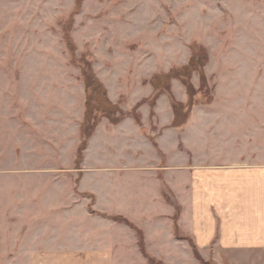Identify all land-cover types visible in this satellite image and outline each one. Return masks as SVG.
<instances>
[{"label":"rangeland","instance_id":"rangeland-1","mask_svg":"<svg viewBox=\"0 0 264 264\" xmlns=\"http://www.w3.org/2000/svg\"><path fill=\"white\" fill-rule=\"evenodd\" d=\"M67 31L73 51L64 38ZM196 52L203 53V68L181 73L189 93L181 80L165 78L181 71ZM84 59L115 106L110 122L126 116L138 122L139 107L151 109L164 95L171 108L177 104L174 124L181 127L192 110L198 125L213 117L222 128L239 126L243 118L244 130L233 134L243 133L244 146L234 141L219 147L220 154L264 158V0H0V203L8 223L18 202L42 199L46 188L68 181L45 178V171L79 167V147L73 163L68 147L77 129L82 141ZM108 87H116L113 102ZM180 92L184 103L175 98ZM92 106L96 126L107 118V104L98 93ZM152 118L146 121L150 132ZM252 140L254 146L246 145ZM189 244L194 264L222 261L201 258ZM27 262L0 259V264Z\"/></svg>","mask_w":264,"mask_h":264},{"label":"crops","instance_id":"crops-1","mask_svg":"<svg viewBox=\"0 0 264 264\" xmlns=\"http://www.w3.org/2000/svg\"><path fill=\"white\" fill-rule=\"evenodd\" d=\"M115 88L108 87L112 102ZM184 95L175 93V98L184 103ZM192 111L185 125L174 124L177 110L162 95L151 109L139 107L138 122L131 116L118 123L101 119L77 169L44 172L45 178L68 180L65 184L46 188L42 199L18 202L11 223L0 203V259L27 264H152L149 259L184 264L192 259L194 264L191 242L206 260L264 264V158L220 154L219 147L234 141L244 146L243 133L233 134L244 130L243 118L239 126L222 128L213 117L198 125L200 117ZM149 115L153 132L146 129ZM80 144L77 129L68 147L72 163Z\"/></svg>","mask_w":264,"mask_h":264},{"label":"trees","instance_id":"trees-1","mask_svg":"<svg viewBox=\"0 0 264 264\" xmlns=\"http://www.w3.org/2000/svg\"><path fill=\"white\" fill-rule=\"evenodd\" d=\"M64 38H65V41L67 42V44L69 45V47L71 48V50L73 51L71 40L68 37V31L65 33ZM82 62H83V64L81 66V73H82V77H83L82 79L84 82L86 101H85V116H84V120H83L82 125H81L82 141H81V144H80L79 150H78V160H80L82 158V152L84 151V149L87 145V140L90 137L91 131L95 126L94 109L92 106V102L94 103V101H95V96H97L99 93V96L102 97L105 101V104H107V108H105L106 111L103 114V115H105V117H107V118L113 117L114 116L113 113L116 110L115 106L112 107L111 103L107 100L105 89L93 77V75L91 73V64L89 62H87L85 59H84V61L82 60ZM197 66L202 67V68L204 66L203 53L202 52H196L192 56V58L190 59L189 63L184 68H182L181 71L173 72L170 75H168L167 78H165V79L166 80L167 79L181 80L184 83V85L186 86L187 91L190 93L192 91L190 83H188L186 79L181 78L182 77L181 73L183 72V74L189 75L192 72H196L198 70ZM173 77H175V78H173ZM200 79H201V83L205 82L203 75H202V78H200ZM172 107H173V110L176 111L177 104L174 103ZM100 110L102 111V109H100Z\"/></svg>","mask_w":264,"mask_h":264}]
</instances>
